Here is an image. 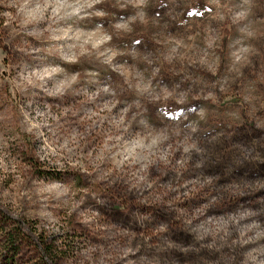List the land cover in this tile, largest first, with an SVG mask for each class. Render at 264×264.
Returning a JSON list of instances; mask_svg holds the SVG:
<instances>
[{"label":"clouds","instance_id":"clouds-1","mask_svg":"<svg viewBox=\"0 0 264 264\" xmlns=\"http://www.w3.org/2000/svg\"><path fill=\"white\" fill-rule=\"evenodd\" d=\"M149 2L150 0H116L114 6L127 11L128 15L112 23L109 31L100 23L93 27L80 24L92 17H104L108 14L96 7L102 0H0V39L7 44L18 37L35 36L38 40L42 39L45 46L30 48L28 51L44 52L53 58L38 66L22 64L15 75L6 80L11 92L8 118L15 116L19 121L17 126L25 133L34 134L41 140L34 151V156L46 171L66 176L81 174L91 178L89 186L85 188L75 187L70 182H62L59 175L51 179L32 178L26 165L9 151V140L18 139L19 134L6 139L0 137V202L9 206L10 214L14 217L23 215L37 220V231L34 236L41 231L59 232L64 216H71L73 213H76L79 222L95 230L98 226L96 223L98 213L77 210L87 196L96 198L98 191L94 190L96 184L102 181L111 183L109 177L114 172L120 174L127 168L126 182L130 189L151 188L153 182L148 180L147 173L150 164L157 159L167 163L177 147H182L185 153L192 150L202 151L191 139L195 128L184 133L179 127L155 125L148 115L146 104L159 99L161 95L165 98H177L179 101L187 100L194 88L196 98L210 104L216 103L215 93L211 90L206 91L215 85H208L201 77L194 78L185 72L183 62L187 60L190 66H198L215 75L220 62L217 49L220 48L223 39L220 25L235 33L225 53L229 74L241 75L242 69L253 68L254 58L260 56L254 42L261 34L264 22L257 14L256 0H235L228 4L212 0L215 11L209 9V18L217 23V28L213 29L206 25L202 34L197 33L186 38L192 42L199 41L202 45L199 50L193 51V43H186L184 39L168 37L156 41L165 51L161 52L155 61L146 57L140 58V62L150 67L114 64V60L124 53L111 45L113 33H129L136 25L146 27L155 24V18L150 17L147 11ZM41 23L45 25L42 29L37 27ZM16 48L18 51H24L19 45H16ZM2 55L0 52V57ZM132 56L135 59L137 54L133 52ZM85 59H94L107 65L117 74L118 80L114 85H105L94 92H87L81 81L91 73L82 75L80 71H70L66 67L79 65ZM174 60L182 65L175 70V75L180 77L178 82L171 88L153 83L157 73L165 65H173ZM256 75L264 82V63L260 64ZM229 79L230 76L226 75L220 85L221 91ZM186 81L191 83L186 88H181ZM31 89H37L50 98L62 99L65 95L71 97L79 95L82 98L74 105L66 107L47 103L42 110L35 113V116L30 117L19 105L17 92H27ZM101 92L110 99L97 105L96 110H88L85 115L72 121L77 127L66 126L70 123V118L77 117L81 110L80 105L95 101ZM121 92H127L128 99L123 102L124 106L112 115V109L121 103ZM258 99L251 93L244 97L249 105L247 110L249 118H255L257 110L255 105ZM261 106L264 107V103ZM204 113L205 110L201 109L198 115L203 118ZM62 119L64 123H59ZM105 120L108 122L106 128L98 126V122L102 125ZM134 124L138 126V130L131 133L130 129ZM94 126L96 134L89 137ZM256 126L264 127V119L257 118ZM42 128L47 129V134L41 130ZM92 139H95L96 143L85 151ZM241 152L245 159L253 158V154L257 152L256 143L248 148H242ZM134 165L139 167L133 170ZM5 181H8L7 187L3 186ZM190 183L194 187L198 185L199 188H203L210 185L212 179L197 178ZM215 201L216 197H212L208 204L195 209L191 215L183 209H176L184 227L199 245L198 248H184L181 251L187 253L207 249L220 253L227 247L233 254L227 257L223 254L220 256L224 264H264L262 242L264 225L255 220L241 223L256 216V212L250 209H236L226 215L209 216L193 224V221L203 216L206 209ZM167 203L172 204L173 201ZM57 210H63L64 215H57ZM165 231L166 226L159 225L153 229L152 235ZM247 245L251 247L245 248ZM134 255L135 250L130 247L115 250L109 245L106 249L103 245L86 242L67 259L66 264H113L116 260H124L125 264H135L131 259Z\"/></svg>","mask_w":264,"mask_h":264},{"label":"rangeland","instance_id":"rangeland-1","mask_svg":"<svg viewBox=\"0 0 264 264\" xmlns=\"http://www.w3.org/2000/svg\"><path fill=\"white\" fill-rule=\"evenodd\" d=\"M115 2L116 0H102V3L96 7L108 14L82 21L81 26L93 27L100 23L106 30L111 31L112 23L128 15L127 11L115 7ZM218 2L228 4L235 0H218ZM256 4L257 14L264 22V0H256ZM209 9L215 11L212 0H150L147 11L150 17L155 18V24L146 27L136 25L129 33H113L111 45L124 53L113 63L135 65L139 68L150 67L140 62V58L146 57L155 61L157 56L165 51L156 41L168 37L184 39L186 43H193V51L199 50L202 47L199 41L192 42L186 38L197 33L202 34L206 25H210L213 29L217 28V23L209 18ZM44 26L41 23L37 27L42 29ZM219 27L223 39L220 48L217 49L220 62L215 75L198 66H190L187 60L183 62L185 72L194 78L201 77L208 85H215L206 91L211 90L215 93L216 103L210 104L196 98L194 88L187 100L179 101L177 98H165L161 95L159 99L146 104L148 115L155 125L179 127L184 133L195 128L196 131L191 134V139L202 151L192 150L185 153L182 147H177L167 163L157 159L150 164L147 173L148 180L153 182L151 188L130 189L126 182L127 168L120 174L114 172L109 177L111 183L102 181L96 184L94 189L98 190L96 198L87 196L77 210L98 213L96 222L98 226L95 230L79 222L76 213H73L71 216H64L59 232L41 231L35 235L44 247H48L49 256L54 264H66L67 259L86 242L103 245L106 249L109 245L115 250L130 247L135 250V255L131 257L135 264H205V262L224 264L220 256L223 254L227 257L233 254L227 247L220 253L210 252L207 249L187 253L181 251L184 248H198L199 245L184 227L176 209H183L191 215L195 209L208 204L212 197H216V201L206 209L203 216L194 220L193 224L209 216H223L236 209H250L257 215L241 223L255 220L264 225V127L256 126L257 118L264 119V107L261 106L264 103V82H261L256 75L260 64L264 63V27L261 28V34L254 42L260 51V56L254 58L253 68L242 69L239 76L227 72L225 60L227 45L230 39L234 38L235 33L224 25ZM16 45L22 47L24 51H18ZM43 46L45 45L42 39L38 40L35 36L18 37L7 44L0 39V52L3 53L0 57V137L6 139L19 134L18 139L9 140V151L26 165L32 178L51 179L59 175L62 182H70L75 187L85 188L91 182L90 177L81 174L66 176L46 171L34 156V151L41 140L34 134L25 133L17 126L19 121L15 116L8 118L11 92L6 80L11 75H15L22 64L38 66L40 63L52 60L53 58L44 52L28 51L30 48ZM133 52L137 54L135 59L132 56ZM181 66V63L175 60L173 65H165L157 73L153 83L171 88L180 78L175 75V70ZM66 67L70 71H80L82 75L91 73L81 81L84 90L89 93L105 85H114L118 80L117 74L107 65L94 59H85L79 65ZM226 75H229L230 79L221 91L220 85ZM189 83L191 82L186 81L181 88H186ZM250 93L259 98L255 105L257 109L255 118H249L247 115L249 105L244 97ZM128 96L127 92H121V103L112 109V115L124 106L123 102ZM81 98L79 95L76 97L65 95L62 99L50 98L37 89L17 92L19 105L30 117L35 116V113L42 110L47 103L66 107L74 105ZM109 99V96L101 92L95 101L80 105L81 110L77 117L70 118V123L66 126L77 127L72 121L85 115L88 110H96L97 105ZM201 109L205 110L203 118L198 115ZM59 123H64V120ZM98 126L106 128L107 120L103 121L102 125L98 122ZM95 127L89 133V137L95 136ZM41 130L47 134L46 128ZM137 130L138 126L134 124L130 132L135 133ZM94 143L96 140L92 139L85 151ZM253 143H256L257 152L253 154V158L245 159L241 149L248 148ZM138 167L139 165H134L133 170ZM208 177L212 179V183L203 188H199L198 185L194 187L190 183L197 178ZM7 184L8 181H5L3 186L7 187ZM168 201L173 203L169 204ZM57 215L63 216V210H57ZM17 220L22 222L32 234L36 233L37 220L23 215L14 217L10 214L9 206L0 202V264H34L38 260L37 246L32 241L26 238L19 239L15 246L16 255H13L12 249L4 242L3 232L14 229L16 225L14 221ZM159 225H165L167 231L152 235L153 229ZM207 242L206 240L205 243ZM247 247L251 245L245 246ZM243 250L245 249H241ZM113 264H125V261L116 260Z\"/></svg>","mask_w":264,"mask_h":264},{"label":"trees","instance_id":"trees-1","mask_svg":"<svg viewBox=\"0 0 264 264\" xmlns=\"http://www.w3.org/2000/svg\"><path fill=\"white\" fill-rule=\"evenodd\" d=\"M9 219L8 217H6ZM10 220V219H9ZM15 228L12 230H5L3 232V240L6 243L7 247L12 249L13 255L17 254V248L15 246L18 243L19 239H28L32 241L37 246V251L39 253L38 260L34 264H54L53 260L49 256L48 247H44L38 238H36L29 230L20 222L19 220L14 221ZM13 247V248H12Z\"/></svg>","mask_w":264,"mask_h":264}]
</instances>
